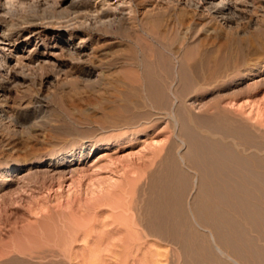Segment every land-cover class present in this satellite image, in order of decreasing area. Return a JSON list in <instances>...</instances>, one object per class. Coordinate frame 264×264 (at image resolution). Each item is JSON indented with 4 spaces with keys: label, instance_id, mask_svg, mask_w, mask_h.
I'll return each mask as SVG.
<instances>
[{
    "label": "rangeland",
    "instance_id": "rangeland-1",
    "mask_svg": "<svg viewBox=\"0 0 264 264\" xmlns=\"http://www.w3.org/2000/svg\"><path fill=\"white\" fill-rule=\"evenodd\" d=\"M199 2L0 0V264H121V242L112 238L123 219L112 209L123 205L130 213L123 222L133 217L158 234L141 235L128 264L149 257L156 264H264V231L255 227L264 216L254 200L238 209L215 206L223 237L198 226L219 158L246 143L264 164V0H238L253 5L254 26L222 24L202 15ZM209 26L215 40L204 32ZM176 46L197 59L217 49L218 60L241 55L248 64L203 81L190 70L179 75L182 56L170 51ZM159 54L173 69L164 81L178 133L167 115L141 119L146 111L156 115L144 76L163 73ZM137 101L147 108H136ZM105 188L119 195L112 206L91 200ZM166 211L175 219L170 225L161 217Z\"/></svg>",
    "mask_w": 264,
    "mask_h": 264
},
{
    "label": "bare ground",
    "instance_id": "bare-ground-1",
    "mask_svg": "<svg viewBox=\"0 0 264 264\" xmlns=\"http://www.w3.org/2000/svg\"><path fill=\"white\" fill-rule=\"evenodd\" d=\"M162 2V0H159ZM200 4L197 5V9L200 10L201 14H207L210 18H212L213 20L215 19H220L221 23L222 24H225V25H229V24H232V23H238L239 21H242V20H246V22H248V24L250 26H254L256 25L257 23V19H254L250 13H252V4L251 3H240L235 1V4L234 3H231L229 0H218V1H215V3L212 2V0H202V2H199ZM254 3V2H253ZM264 4V3H263ZM261 10L263 11L264 10V5H261ZM257 16V15H256ZM189 25V24H188ZM240 26V25H239ZM231 27V26H230ZM237 29V28H236ZM158 32V31H156ZM154 32V33H156ZM191 32V27L188 26V27H185L181 32H180V41H185L188 39L189 37V34ZM207 36H210L211 38L215 37L216 38V33H217V29L213 28V27H208V28H205V31ZM161 33V32H159ZM157 34V33H156ZM218 34V33H217ZM159 36V35H158ZM161 36H163V34L161 33ZM165 36V35H164ZM164 36L162 37L164 39ZM193 36V35H192ZM6 38V37H5ZM214 39V38H213ZM8 40V39H7ZM215 40V39H214ZM213 40V41H214ZM209 41H210V38H209ZM211 42V41H210ZM163 43V42H162ZM164 44V43H163ZM178 44V43H177ZM183 44V43H182ZM188 44V43H187ZM207 44V43H206ZM172 45V44H171ZM181 45V44H180ZM179 46V44L177 45ZM176 46V47H177ZM165 49V48H164ZM216 49V48H214ZM220 49V47H219ZM211 50V49H210ZM217 50V49H216ZM215 50V51H216ZM223 51V53L227 52L223 49H221ZM220 50V51H221ZM169 51V50H168ZM171 52L174 53V55H176L177 57H179L180 55L182 56L181 58V62H180V70L178 71L179 75L180 74H185L186 71L188 72V70H190V72L193 73V75L196 77V79H199V80H206L207 78H210V80L212 81L214 78H219L220 76H222L223 72L224 71H227V70H230L231 72V69H237V67L239 68V66H243L244 63H247L246 62V59L241 55L239 56V58L236 60H234L232 57H228L229 55H224V56H227L228 59H220L218 60L217 56L214 55V52L213 50L210 51H201L203 53H201V57H198V59L194 58V52H192L193 50H187L184 54H181V47H177L175 48L173 51L170 50ZM195 51V50H194ZM218 51V50H217ZM216 51V52H217ZM221 51V52H222ZM215 52V53H216ZM170 53V52H169ZM219 53V52H218ZM222 53V54H223ZM229 53V52H227ZM238 55H239V52H237ZM200 54V53H199ZM226 54V53H225ZM241 54V53H240ZM173 55V56H174ZM235 56V57H238ZM160 56V54H159ZM161 57V56H160ZM159 57V58H160ZM226 57V58H227ZM200 58V59H199ZM221 58V57H219ZM176 59V58H175ZM159 60V59H158ZM157 60V61H158ZM167 59H165L164 57H161V59L158 61L159 63H162V67H163V73L161 72L160 75H158L157 73H154V72H149L147 73V75H145L144 77V80L146 82V87L147 88V95H148V98H147V102L149 100L150 102V106L149 108H151V111L153 110V112H155L156 115L151 114L150 112L146 111L141 119H146V120H143V121H146V123H152L150 122L152 116H154V119L155 121L159 120L160 118H164L165 115L169 116L172 120H174V127L173 128V132L174 133H178L177 132V125H178V120L176 119V116L173 114L172 110H170L168 107H169V104L168 103L169 101L166 100L167 99V86H166V83L164 80L167 81V79H173L171 78L173 76V73L171 71H173V69L171 70V67L167 64L166 62ZM169 62V61H168ZM212 65L213 68H208V70L206 71L205 67H207L208 65ZM248 64V63H247ZM160 65V64H159ZM207 65V66H206ZM241 66V67H242ZM0 68H2V66H0ZM235 70H233L234 72ZM228 72V71H227ZM146 73V72H145ZM226 73V72H224ZM225 75V74H224ZM227 75V74H226ZM0 76H3L2 73H0ZM224 77V76H223ZM223 77H220V78H223ZM226 77V76H225ZM190 78V77H189ZM213 78V79H211ZM143 79V78H142ZM185 79V78H184ZM218 80V79H217ZM216 80V82H217ZM221 80V79H220ZM209 80H207L208 82ZM202 82V81H201ZM205 82V84L207 83ZM213 82L215 83V81L213 80ZM204 84V82H203ZM201 89V88H200ZM146 90V89H145ZM169 91V90H168ZM140 95V94H139ZM146 95V96H147ZM4 97V90L2 89V87L0 86V98ZM176 100V99H175ZM168 101V102H167ZM1 102V101H0ZM167 103H168V106H167ZM141 107H146L145 105V102L143 101H137L136 102V108H141ZM147 108V107H146ZM170 110V112L168 111ZM263 109L261 107H259L257 109V114L258 115H261ZM140 112V111H138ZM264 113L262 114V116H259V117H263ZM134 117H136L134 115ZM166 117V116H165ZM168 117V118H169ZM253 117V116H252ZM127 118V117H126ZM129 118V117H128ZM178 118V117H177ZM125 119V118H124ZM136 118H133V120H135ZM153 119V120H154ZM131 122V121H130ZM132 123V122H131ZM125 124V122H124ZM127 126V125H126ZM130 126V125H129ZM134 125H132L133 127ZM128 127V126H127ZM131 127V126H130ZM123 128V127H122ZM235 133V132H234ZM179 135V136H178ZM176 135L175 137L179 139L177 140H180V134ZM242 136V135H241ZM246 136V135H245ZM222 138V137H221ZM234 138V137H233ZM237 139V138H236ZM176 140V139H175ZM186 141V140H185ZM181 142V140H180ZM187 142V141H186ZM203 142V141H202ZM234 142V141H233ZM182 143H185L184 141H182ZM235 143V142H234ZM238 144V143H237ZM243 144V143H242ZM241 144V145H242ZM234 145V144H233ZM254 145V144H253ZM240 146V144H239ZM251 146V145H250ZM233 147V146H232ZM242 147V146H241ZM238 149V148H236ZM242 149V148H241ZM248 149H250L248 147V145H246V143L244 144V147H243V150L242 152H237V154H233L232 156L230 155V157H222V158H219L218 159V163L216 166H214V169L213 171L212 170H209V175H208V179H210V183L206 184L207 185V188L206 189L208 194L205 196V207L201 208V206H199L203 211H206V213H203L202 211V215L200 216V221L198 222V226L200 228H202V230L204 231H209L208 233H210L208 236L212 235L214 238L216 236L219 235H222V234H226L225 231V228H224V224L225 223H222L223 221H220V217H223L221 216L222 212L220 215H218L217 213V209L215 206L219 207L218 204H220L221 202H224L225 203H230L232 204L231 206H234L233 204L238 205L237 209L239 208V205L240 204H243L244 202H252L254 200V202H256L257 207L260 206L261 209V212L263 215L261 216H264V164H261V163H257V159L254 155L250 154L248 152ZM95 150V149H94ZM239 150V149H238ZM252 151V150H251ZM169 152V151H168ZM226 156V155H225ZM261 158V157H260ZM264 160V159H263ZM183 161V160H182ZM213 161V160H212ZM172 162V161H171ZM174 163V162H173ZM214 164V163H213ZM177 166V165H176ZM208 171V170H207ZM212 173V174H211ZM178 174V173H177ZM207 174V173H206ZM173 175V174H172ZM180 175V174H179ZM202 175V174H201ZM262 175V176H261ZM165 176V175H164ZM181 176V175H180ZM259 176H261L262 178V181H260L259 183L256 181V178H258ZM169 177V175H168ZM188 178V177H186ZM260 178V177H259ZM258 178V179H259ZM139 180V179H138ZM206 180V179H205ZM199 181V180H198ZM174 182V180H173ZM180 182V181H179ZM202 182V181H201ZM209 182V181H208ZM157 184V182H156ZM169 184V183H168ZM182 184V183H181ZM154 185V184H153ZM162 185V184H161ZM170 185V184H169ZM180 185V184H179ZM185 185V183H184ZM202 185V184H201ZM204 185V183H203ZM164 186V185H163ZM221 187L222 189H225L226 191L225 192H228V194L226 195L225 193H218L216 192L217 190L213 189L215 187ZM201 187V186H200ZM111 188V187H110ZM163 188V187H162ZM106 189V188H105ZM104 189V191H105ZM155 189V188H154ZM165 189V188H164ZM107 190V189H106ZM203 190V189H202ZM98 191V190H97ZM102 192L101 194H99L98 196L96 195V193H94L95 198H94V195L91 196L93 197L91 200H105V199H108L110 205L112 204L111 202H116L118 201V196L116 194L115 191L113 190H107V192ZM134 191V190H133ZM166 191V190H165ZM122 194V193H121ZM204 194V193H203ZM243 194H249L248 196H243ZM91 195V194H90ZM157 196V195H156ZM152 197V196H151ZM172 198V197H171ZM174 198V197H173ZM123 199H124V196H123ZM184 199V198H183ZM90 200V201H91ZM121 200V198H120ZM156 200V199H155ZM154 200V201H155ZM182 200V199H181ZM123 201V200H122ZM121 201V202H122ZM103 203L105 201H102ZM254 202H253V205H254ZM108 203V204H109ZM113 203V204H114ZM154 203V202H153ZM95 204V203H94ZM105 204H107V201L105 202ZM118 204V202H117ZM156 204V203H155ZM171 204V203H170ZM174 204V203H173ZM184 204V203H183ZM182 204V205H183ZM203 204V203H202ZM226 205V204H225ZM247 205V203H246ZM250 205V204H249ZM103 206V205H102ZM112 206V205H111ZM185 206V205H184ZM251 207V206H250ZM256 207V208H257ZM199 208V210H201ZM220 208V207H219ZM235 208V207H234ZM260 208L259 211H260ZM243 209V208H241ZM115 212H118V216L121 217V219H125L126 220V217H128L130 215V213L128 212L127 209H125L124 205L123 206H115L114 209ZM184 210V209H183ZM198 210V211H199ZM113 211V212H114ZM170 211V210H169ZM219 211V209H218ZM221 211V210H220ZM229 211V209H228ZM241 210H239V213H240ZM245 211V210H244ZM248 211V209H247ZM251 211L253 212V210L251 209ZM243 212V210H242ZM252 212L249 213L250 217H252ZM256 212H257V209H256ZM255 212V213H256ZM134 213V212H133ZM173 213V212H172ZM226 212H224L225 214ZM231 213V212H229ZM152 214V213H151ZM179 214V213H178ZM223 214V215H224ZM247 215V213H244ZM243 214V215H244ZM163 215V217H162ZM186 215V214H185ZM227 215V213H226ZM224 215V216H226ZM257 215V214H256ZM142 216V215H141ZM148 216V215H147ZM248 216V215H247ZM258 216V215H257ZM260 216V215H259ZM161 217H162V220L164 222H166L168 225H170L172 222H173V219L174 217L168 213L166 211V214L164 212V214H161ZM173 217V218H172ZM229 217V216H228ZM246 217V216H245ZM253 219L255 220V216L253 214ZM181 218V216H180ZM257 218V217H256ZM264 218V217H263ZM120 219V218H118ZM117 221L119 222L120 220ZM131 219V218H130ZM223 219V218H222ZM230 218H226V223L228 224V220ZM232 219V218H231ZM123 220H121L119 223L120 225L118 226V229L115 228V232L117 231V234L116 233H113L115 234L114 237L112 238V240H114V245L117 244L116 242H118V245L119 243L121 245L122 248V254L124 256V260L123 257H121V264H128L129 261H128V258L130 257V255H132L131 253H133L135 250H138L139 251V247L140 246V243H141V240L140 239H143L141 238L143 235L145 236L144 238L146 237H149V236H157V232L156 230L153 231L152 228L149 229V227L145 226V223L143 221H140V220H135L133 217L131 219V222L129 221V223H126V221L123 222ZM160 220V219H159ZM179 220V219H178ZM182 220V219H181ZM240 220V219H239ZM260 220V219H259ZM175 221V219H174ZM228 221V222H227ZM242 221V220H241ZM248 221V220H247ZM162 222V221H161ZM183 222V221H182ZM257 222V221H256ZM264 222V220H263ZM262 222V223H263ZM156 223V222H155ZM174 223V222H173ZM186 223V221H185ZM231 223V222H230ZM229 223V224H230ZM249 223H252L249 222ZM159 224V223H158ZM166 224V225H167ZM184 224V223H183ZM233 224V222H232ZM264 224V223H263ZM263 224H259L257 222V224H255V227L256 230H258V233L262 230V233L264 231V225ZM164 225V223H163ZM239 225V223H238ZM253 225V224H252ZM139 226L143 227V228H139ZM161 226V225H159ZM158 226V227H159ZM173 226V225H172ZM189 226V225H188ZM229 226V225H228ZM237 226V225H236ZM153 227V226H152ZM155 227V226H154ZM179 227V226H178ZM183 227V226H182ZM230 227V226H229ZM251 227V226H250ZM157 228V227H156ZM165 228V227H164ZM169 228V226H168ZM175 228V227H174ZM247 228V225L246 227ZM252 228V227H251ZM167 229V228H166ZM185 229V228H184ZM187 229V228H186ZM249 229V228H248ZM247 229V230H248ZM255 229V228H253ZM160 230V228H159ZM164 230V229H163ZM169 230V229H168ZM188 230V229H187ZM234 230V229H233ZM253 231V230H252ZM145 232V234H144ZM168 232V231H167ZM166 232V233H167ZM161 233V232H160ZM199 233V232H198ZM250 233V232H249ZM261 233V234H262ZM110 234V233H109ZM165 234V233H164ZM169 234V233H167ZM171 234V233H170ZM201 234V233H200ZM199 234V235H200ZM203 234V233H202ZM248 234V233H247ZM106 235V234H105ZM111 235V234H110ZM142 235V236H141ZM264 235V234H263ZM141 236V237H140ZM160 236H163L162 234ZM159 236V238H160ZM172 236V235H171ZM175 236V235H174ZM189 236V235H188ZM250 236V235H249ZM253 236V235H252ZM262 236V235H261ZM110 237V236H109ZM173 237V236H172ZM177 237V235H176ZM223 237V235H222ZM221 237V239H222ZM235 237V236H234ZM258 237V236H257ZM263 237V236H262ZM98 238V237H97ZM102 238V237H101ZM152 238V237H151ZM204 238V237H203ZM207 238V237H206ZM205 238V239H206ZM209 238V237H208ZM211 238V237H210ZM209 238V239H210ZM227 238V237H226ZM239 238V237H238ZM187 239V238H186ZM235 239V238H234ZM241 239V238H240ZM252 239V238H251ZM264 239V237H263ZM147 240V239H146ZM181 240V239H179ZM196 240V239H195ZM216 240V239H215ZM218 240V239H217ZM224 240V239H223ZM253 240V239H252ZM257 240V239H255ZM260 240H261V237H260ZM175 241V240H174ZM190 241V240H189ZM207 241V239H206ZM211 241V240H210ZM225 241V240H224ZM231 241V240H230ZM173 242V241H172ZM200 242V241H199ZM223 242V241H222ZM232 242V241H231ZM258 242V241H257ZM217 243V241H216ZM219 243V242H218ZM228 243V242H227ZM230 243V242H229ZM236 243V242H235ZM142 244V243H141ZM185 244V243H184ZM203 244V243H202ZM245 244V243H244ZM250 244V243H249ZM254 244V243H253ZM219 245V244H218ZM222 245V244H221ZM225 245V244H224ZM229 245V244H228ZM100 246V245H98ZM111 246V245H110ZM215 246V245H214ZM223 246V245H222ZM227 246V245H226ZM94 247V246H93ZM117 247V246H116ZM115 247V248H116ZM152 247V246H151ZM208 247V246H207ZM217 247V246H216ZM234 247V246H233ZM245 247V246H244ZM249 247V246H248ZM114 248V249H115ZM192 248V247H191ZM199 248V247H198ZM209 248V247H208ZM220 248V247H219ZM254 248V247H253ZM93 249H96V248H93ZM99 249V248H98ZM98 249H96L98 251ZM111 249V247H110ZM113 249V248H112ZM150 249V248H149ZM233 249V248H232ZM96 250H94L96 252ZM104 250V249H103ZM102 250V251H103ZM216 250V249H215ZM226 250V249H225ZM255 250V249H254ZM263 250V249H261ZM92 251V252H94ZM101 250H99L98 252L100 253ZM111 251V250H110ZM117 251V250H116ZM116 251H112V252H116ZM211 251V250H210ZM233 251V250H232ZM207 252V251H206ZM239 252V251H238ZM117 253V252H116ZM138 253V252H137ZM159 253V252H158ZM211 253V252H210ZM257 253V252H256ZM118 254V253H117ZM121 254V252H120ZM157 254V253H156ZM244 254V253H243ZM255 254V253H254ZM225 255V254H223ZM228 255V254H227ZM231 255V254H230ZM252 255V254H251ZM203 256V255H202ZM148 257V256H147ZM212 257V256H211ZM229 257V256H228ZM227 257V258H228ZM249 257V256H248ZM145 258V257H144ZM230 258V257H229ZM150 259V257H149ZM149 259H144L143 261H141V264H156L155 263V260L151 261ZM246 259V258H245ZM120 260V259H119ZM118 260V261H119ZM159 261V260H157ZM156 261V262H157ZM221 261V260H220ZM97 262V261H96ZM140 263V262H139ZM161 263V262H160ZM235 263V262H234ZM238 263V262H237ZM135 264V263H134ZM219 264V263H218Z\"/></svg>",
    "mask_w": 264,
    "mask_h": 264
}]
</instances>
